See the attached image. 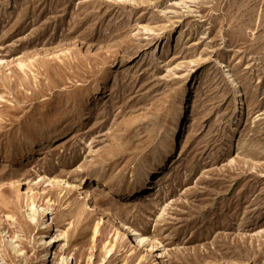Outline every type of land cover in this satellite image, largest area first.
Returning <instances> with one entry per match:
<instances>
[{
	"label": "rangeland",
	"instance_id": "1",
	"mask_svg": "<svg viewBox=\"0 0 264 264\" xmlns=\"http://www.w3.org/2000/svg\"><path fill=\"white\" fill-rule=\"evenodd\" d=\"M146 247L264 264V0H0V264Z\"/></svg>",
	"mask_w": 264,
	"mask_h": 264
},
{
	"label": "bare ground",
	"instance_id": "2",
	"mask_svg": "<svg viewBox=\"0 0 264 264\" xmlns=\"http://www.w3.org/2000/svg\"><path fill=\"white\" fill-rule=\"evenodd\" d=\"M103 83L105 84V80ZM233 87L238 94H241L240 87L237 84L236 80H233ZM190 113H191V115L188 118V124L191 122V119L193 117L192 116L193 112H190ZM159 184H160V182H159ZM33 202H34V200H33ZM32 207L34 208V203H32ZM89 224L91 225V227H90V243H91L92 248L94 250L97 248V244L99 242V238L101 237V235L103 233V230L106 229L109 232L110 237L107 238L102 243L101 250L104 253L105 257L106 256L111 257L113 255V253L115 252L116 244L118 241V237L115 238V235H116L115 233H117L118 235H121V231L118 228L119 226H115L114 222H111V221L108 222L107 219H105V217L103 215H100L99 217H93V216H91V214H89ZM112 235H113V237H112ZM122 236L125 237L126 234H124V235L122 234ZM145 239H146L145 237H142V242L145 241ZM52 244H53V240H51L48 243V247H51ZM150 246H151V243H150ZM148 250H149L148 247L144 248L142 253L139 254L138 256H136V259L134 262L133 261L131 262L130 257L128 256L120 264H140L141 261L144 259V256H146L145 254L148 253ZM50 256H52V253ZM53 258L56 259V254L53 255ZM49 259H51V258H49ZM49 259H48V256H44V262L45 263L48 262Z\"/></svg>",
	"mask_w": 264,
	"mask_h": 264
}]
</instances>
